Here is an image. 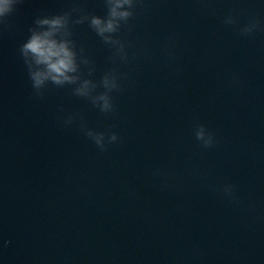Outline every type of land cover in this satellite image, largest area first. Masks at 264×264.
<instances>
[{
	"label": "water",
	"instance_id": "obj_1",
	"mask_svg": "<svg viewBox=\"0 0 264 264\" xmlns=\"http://www.w3.org/2000/svg\"><path fill=\"white\" fill-rule=\"evenodd\" d=\"M81 2L106 13L103 0ZM71 4L24 0L0 31V241H11L0 264H264V32L222 24L229 9L241 24L264 18V0H143L119 33L126 64L76 26L92 78L124 76L115 115L70 88L33 95L19 45L36 16ZM68 113L121 142L100 153L78 122L62 126ZM195 122L213 148H200ZM226 183L239 203L213 188Z\"/></svg>",
	"mask_w": 264,
	"mask_h": 264
},
{
	"label": "clouds",
	"instance_id": "obj_2",
	"mask_svg": "<svg viewBox=\"0 0 264 264\" xmlns=\"http://www.w3.org/2000/svg\"><path fill=\"white\" fill-rule=\"evenodd\" d=\"M23 2L24 0H0V31L11 28L10 17L15 15ZM142 2L143 0H103L106 13L100 16L87 11L81 0H72L71 6L63 11L36 16L28 28L26 40L18 48L34 97L43 99L49 86L70 88L73 96L88 100L101 114L115 115L117 106L113 94L123 91L121 81L124 76L116 68H111L103 73L99 81L93 79L96 71L94 61L86 55L85 47L74 39V30L78 25L87 24L111 51L110 62L126 64L130 58L135 57H130V45L119 33L123 28L130 27ZM239 15V10L229 9L222 18V24L235 27L242 38L264 32V18L250 14L241 24ZM168 54L172 56L171 52ZM59 112H65L63 107L59 108ZM58 119L64 127H71L78 122L80 131L100 153L107 152L110 146L121 142L116 131H98L89 127L79 113L60 115ZM192 131L202 150L216 145L215 134L205 124L195 122ZM154 174L162 175L159 171ZM213 188L228 201L240 202L234 184L226 183ZM9 244L10 240L0 241L2 247L6 248Z\"/></svg>",
	"mask_w": 264,
	"mask_h": 264
}]
</instances>
